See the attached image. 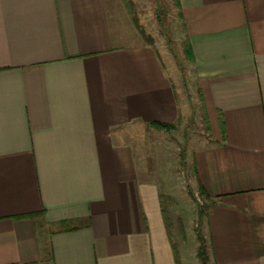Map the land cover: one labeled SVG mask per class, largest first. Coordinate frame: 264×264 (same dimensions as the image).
I'll return each instance as SVG.
<instances>
[{"label": "crops", "instance_id": "crops-1", "mask_svg": "<svg viewBox=\"0 0 264 264\" xmlns=\"http://www.w3.org/2000/svg\"><path fill=\"white\" fill-rule=\"evenodd\" d=\"M176 2L210 264H264V0ZM175 70L126 0H0V264H200L137 134L183 118Z\"/></svg>", "mask_w": 264, "mask_h": 264}, {"label": "rangeland", "instance_id": "rangeland-1", "mask_svg": "<svg viewBox=\"0 0 264 264\" xmlns=\"http://www.w3.org/2000/svg\"><path fill=\"white\" fill-rule=\"evenodd\" d=\"M126 3L146 36L152 38V44L173 58L177 88L185 106L183 118L173 129L137 127L143 160L151 171L152 181L160 187L162 209L177 243L183 240L180 232L185 225L195 232L200 229L203 217L200 212L207 209L208 200L199 193L192 162L197 141L207 132L205 113L200 110L199 97L189 78L191 65L181 54L182 45L186 44L185 30L176 0H126ZM184 241V247L190 250L199 245L197 238H184ZM180 243L179 248H184Z\"/></svg>", "mask_w": 264, "mask_h": 264}, {"label": "trees", "instance_id": "trees-1", "mask_svg": "<svg viewBox=\"0 0 264 264\" xmlns=\"http://www.w3.org/2000/svg\"><path fill=\"white\" fill-rule=\"evenodd\" d=\"M134 21L136 22V25H137V27H138V29L140 31V34L144 38H146V40L148 41V43H151L152 44V38H148L146 36V33L141 28V25L138 22V20L137 19H134ZM185 50H186V56L189 58V56H190V49H189V47L186 46ZM153 127H156L158 129H165V130H170V129H173L174 128L173 125H170V124H162V123H153ZM199 193L202 196H204V197L207 198V193H206V191L202 187H200ZM200 214L203 216V214H204L203 210H201ZM197 239L199 241V246H198V249H197V257H198L200 263L201 264H210V257H209L208 249H207V246H206V240H205L204 236L202 235V233L199 230H198V233H197Z\"/></svg>", "mask_w": 264, "mask_h": 264}]
</instances>
